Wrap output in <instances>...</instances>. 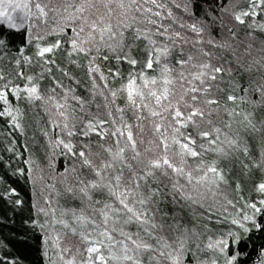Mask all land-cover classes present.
<instances>
[{
  "label": "snow or ice",
  "instance_id": "1",
  "mask_svg": "<svg viewBox=\"0 0 264 264\" xmlns=\"http://www.w3.org/2000/svg\"><path fill=\"white\" fill-rule=\"evenodd\" d=\"M172 3L180 15L163 0H0V24L10 30L0 29V60L15 65L0 68V118L23 134L21 102L39 104L48 117L49 171L58 153L72 161L51 176L55 183L26 161L33 203L22 227L40 240L46 264H246L250 234L264 232V150L251 165L261 172L255 196L245 198L221 166L249 155V132L264 137V120L258 128L247 110L264 108V40L254 47L255 33L264 36V0H248L247 8L233 0ZM22 31L27 45L35 41L32 55L11 38ZM60 52L83 71L88 98L77 92L81 79L57 62ZM33 61L41 71L25 75L20 69ZM253 73L258 79L240 83ZM46 78L53 86L42 90ZM6 150L20 155L14 144ZM232 184L235 201L226 192ZM209 198L223 199L227 214L194 252L197 234L168 223L161 205L203 206ZM0 199L25 203L4 175ZM203 251L211 258L201 259ZM253 264H264V246Z\"/></svg>",
  "mask_w": 264,
  "mask_h": 264
},
{
  "label": "trees",
  "instance_id": "2",
  "mask_svg": "<svg viewBox=\"0 0 264 264\" xmlns=\"http://www.w3.org/2000/svg\"><path fill=\"white\" fill-rule=\"evenodd\" d=\"M164 3L168 4L172 8L174 14L180 15V10L173 6L172 0H163ZM176 3H180L181 0H175ZM234 3H238L240 8H247L248 0H233ZM257 19H261L257 17ZM0 29L4 31H10L7 29L6 25L0 24ZM35 31L33 36H35ZM256 42L254 47L260 46V41L264 40V36H261L259 32L255 33ZM12 40L15 46L24 47L26 55H32L34 51L33 41L32 45L26 44V33L24 31L20 33H15L12 35ZM245 33L242 31L240 34V39L244 40ZM49 41L52 37L47 38ZM13 54H15V47H13ZM63 52L58 53L57 62L61 63V67H67L73 75L80 78L82 83L77 89L79 95L88 98L89 93L86 91L88 85L86 83L87 78L84 76L82 70L76 69L74 66L68 65L66 60H62ZM133 55L140 58L142 53L134 52ZM115 61H112V65ZM102 68L107 70L109 64L102 63ZM15 65L9 64L8 60H0V68H4L5 72L12 70ZM122 71L127 72L129 70L128 65H121ZM24 71L25 75H36L41 71V68L35 64L29 67L28 65H23L20 69ZM115 70V68H113ZM53 74L57 79H61L63 83L67 84L66 78H62L58 72L54 70ZM258 79V74L253 73L251 77L245 75L240 83L243 84L247 80ZM2 83V82H0ZM52 82L49 79H45L41 83L42 90L51 87ZM225 87V85H221ZM59 91V90H58ZM12 99V97H10ZM255 99V97H253ZM100 101L97 100V103ZM20 107L23 110V116L21 122L24 126V133L21 134L19 130H13L10 126H5L3 118H0V175H4L8 180V183L17 189L20 194V198L25 202L23 207H13L11 204L5 202V200L0 199V258H16L19 259L21 264H46V259L42 256L40 240L29 232L27 229L22 227V221H24L30 211V205L33 203L32 194V182L31 179L27 178V163L26 161L31 158L33 161V174L36 175L43 170V174L46 181L49 183H55L51 179L52 175L62 172L64 167H71V158H65L62 155L57 154L56 160L54 161L55 168L50 172L48 169L49 156L51 155L50 150L47 146L46 138L42 134V129L48 126V117L44 112L43 108L39 105H27L21 102ZM95 111V108H92ZM249 111H255V120L257 127H260V122L264 120V108L247 109ZM7 132H11V136H6ZM247 141V146L249 147V155L243 156L239 155L238 158L232 160L222 161L221 166L226 172L231 173L232 179L239 180L243 188L241 193L245 198L252 195L255 196L252 190V181L258 180L261 176V172L258 169L251 167L252 163L259 162L261 151L264 150V137H262L261 132H249L245 137ZM199 143V141H198ZM15 145L16 152L20 155H15L8 152L6 149ZM27 145V147H25ZM209 159H212L209 156ZM5 164H11V169H6ZM245 164L249 165V169H245L243 166ZM17 168H23L25 170L24 176H11L10 172L16 171ZM9 173V174H6ZM57 187H61L57 184ZM41 185L37 183V198L39 197ZM226 192L228 194V199L237 200L239 197L235 192V185H230ZM52 199L55 201L56 197L53 194ZM66 198L61 197L60 203L62 205L66 204ZM225 201L223 199H218L213 201L211 198L203 205L191 206L188 204L177 205L171 202H167L161 205L162 212L167 214L169 219L168 223L179 222L181 225L187 227L190 231H194L197 235L192 238V250L197 251L196 243L204 248L207 243L209 236L215 235V233L220 230L223 225L217 223L218 220L223 219V214L225 213L224 207ZM239 207V205H238ZM228 212H232L231 208L227 209ZM175 217V219H172ZM198 236V239H197ZM74 239V238H70ZM78 243V241H75ZM262 246H264V232L253 231L250 234V240L247 242L246 252L249 253L246 260V264H253V261L258 259V254L261 251ZM243 247V245H242ZM51 254V253H50ZM197 255L201 259H210L211 251L197 252ZM191 264V262H190Z\"/></svg>",
  "mask_w": 264,
  "mask_h": 264
}]
</instances>
